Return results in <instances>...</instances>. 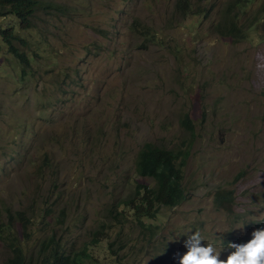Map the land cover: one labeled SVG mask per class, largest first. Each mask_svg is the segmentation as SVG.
Listing matches in <instances>:
<instances>
[{"label":"rangeland","instance_id":"rangeland-1","mask_svg":"<svg viewBox=\"0 0 264 264\" xmlns=\"http://www.w3.org/2000/svg\"><path fill=\"white\" fill-rule=\"evenodd\" d=\"M231 1L190 0L206 15L179 23L170 20L175 0H40L25 79L0 52V211L33 218L29 249L52 228L95 264H179L189 230L224 246L221 259L229 242L251 238L264 216V31L221 35ZM261 2L228 11L243 22ZM134 19L161 40L132 32ZM146 141L186 152V199L142 219L150 237L132 210L114 206L153 184L135 171ZM220 190L233 200L217 206ZM11 228L26 246L21 226ZM9 250L0 240V264Z\"/></svg>","mask_w":264,"mask_h":264},{"label":"trees","instance_id":"trees-1","mask_svg":"<svg viewBox=\"0 0 264 264\" xmlns=\"http://www.w3.org/2000/svg\"><path fill=\"white\" fill-rule=\"evenodd\" d=\"M254 1L232 0L231 4H228L219 16L220 21L216 25L219 33L239 41L247 38V34L251 30L260 28L264 31V0L257 10L243 22L240 21L239 13L235 11L229 13L228 11V8L234 5L240 12H243V7ZM42 5L40 0H0V52H7L19 62L21 65L19 76L22 79H25L27 75L25 68L34 60L31 55L26 53L25 46L31 43L29 34L26 33L34 27V17L38 11L42 10ZM200 14L205 16L206 11L192 4L190 0H175L173 16L170 20L180 23L188 17L200 16ZM7 19L9 22L5 23L4 21ZM131 31L146 39L147 42L153 43L158 39L161 40L151 26L137 19L133 20ZM21 46L25 50L21 49ZM29 49L32 48L29 46ZM181 124L186 130L192 131L193 123L188 114L183 115ZM185 159L186 152L182 150L176 151L150 141L144 142L135 157V171L139 176L150 178L153 184L151 186L137 184L129 196L114 205L118 207L122 204V209H117V212L123 216L125 209L132 210L150 237L153 234L151 225L145 224L142 219L155 217L160 207H175L186 199L182 184ZM233 198L231 190H220L215 193L214 202L217 206H222L231 202ZM11 210V208H5V216L0 211V240L10 249L9 264H95L89 257L84 258L83 252H80L79 249L66 250L60 244L52 228L49 229L48 236L43 235L37 239L36 249H29L27 243L32 240L29 230L34 224V220L24 210H16L14 214L11 213ZM113 211L114 209L111 208L110 213ZM16 223L21 226V235L27 240L26 246L23 245V238L14 233L11 228ZM97 240L96 235L93 241ZM121 245H124L123 240H121ZM109 246L111 254L114 255L115 250L112 249V244L109 243ZM115 261L117 264H122L120 259Z\"/></svg>","mask_w":264,"mask_h":264},{"label":"clouds","instance_id":"clouds-1","mask_svg":"<svg viewBox=\"0 0 264 264\" xmlns=\"http://www.w3.org/2000/svg\"><path fill=\"white\" fill-rule=\"evenodd\" d=\"M18 65L21 66L19 63ZM187 233H190L184 243L187 251L178 254L179 264H264V216L256 223V229L247 242L227 244V248L232 251L225 259L220 258V253L225 250L224 246L217 248L213 243L202 244L205 238L199 230H189ZM220 241L224 245L221 238Z\"/></svg>","mask_w":264,"mask_h":264}]
</instances>
